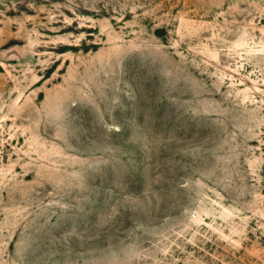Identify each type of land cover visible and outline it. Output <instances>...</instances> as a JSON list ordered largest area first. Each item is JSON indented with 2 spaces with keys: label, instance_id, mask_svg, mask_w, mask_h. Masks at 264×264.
Masks as SVG:
<instances>
[{
  "label": "rangeland",
  "instance_id": "374dc122",
  "mask_svg": "<svg viewBox=\"0 0 264 264\" xmlns=\"http://www.w3.org/2000/svg\"><path fill=\"white\" fill-rule=\"evenodd\" d=\"M0 264H264V0H0Z\"/></svg>",
  "mask_w": 264,
  "mask_h": 264
}]
</instances>
